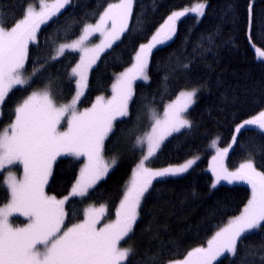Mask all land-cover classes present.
<instances>
[{
    "label": "trees",
    "instance_id": "16d2710c",
    "mask_svg": "<svg viewBox=\"0 0 264 264\" xmlns=\"http://www.w3.org/2000/svg\"><path fill=\"white\" fill-rule=\"evenodd\" d=\"M38 2L0 0V16L7 21L5 26L10 27L23 18L26 8ZM114 3L119 0H71L39 27L36 41L28 45L25 70L32 73L34 68H40L41 71L28 85L16 86L9 93L0 116V131L12 123L15 107L32 91L48 86L60 103L72 100L78 86L71 70L80 63L81 54L66 50L55 60L51 57L60 44L83 35L86 25H95L105 8ZM196 3L206 5L204 15L188 13L177 21L173 38L151 52L147 66L149 79L132 83L128 115L115 120L104 143L105 154L119 156V162L86 196H70L65 204L68 226L84 218L88 203L107 205L105 218L114 217L142 155L135 141L151 127L149 111L162 113L182 90L198 89L195 102L187 112L191 127L171 135L148 166L162 169L197 156L200 159L181 175L153 181L141 200L133 231L126 239L135 250L133 264H168L183 259L192 249L207 247V241L217 231L243 212L252 194L249 184L212 187L213 176L208 165L213 141L218 139L220 148L228 149L225 168L235 171L251 160L259 172H264V132L255 125L236 132L244 120L264 111V58L258 59L255 51L264 50V0H134L128 29L91 69L80 106H92L101 95L110 99L116 76L132 66L140 45L150 41L172 12ZM97 38L95 34L93 40ZM80 167L81 158L58 157L46 192L57 198L67 196L79 177ZM8 199L0 174V207ZM248 252L252 253L248 257L252 264H261L264 224L242 237L236 257L225 253L213 264H240V256ZM153 256L158 260L149 262Z\"/></svg>",
    "mask_w": 264,
    "mask_h": 264
},
{
    "label": "snow or ice",
    "instance_id": "6c2138e0",
    "mask_svg": "<svg viewBox=\"0 0 264 264\" xmlns=\"http://www.w3.org/2000/svg\"><path fill=\"white\" fill-rule=\"evenodd\" d=\"M70 3L71 0H53L52 3L39 0V10L28 6L23 18L10 27L5 26L7 21L0 16V116L3 115V104L9 93L16 86L28 85L32 77L41 71L34 68L30 76L24 75L29 42H35L41 24L52 19ZM133 3L134 0H119V3L109 4L95 25H86L83 35L60 44L56 49L51 57L53 60L62 56L66 49L83 53L80 63L71 70L72 75L79 77V87L86 86V73L100 53L111 48L128 29ZM205 7L204 3H196L191 8L172 12L150 41L140 45L135 62L120 74L113 85L115 94L110 100L97 97L91 108L81 112L76 108L81 91H77L69 103L57 106L54 93L46 86L41 92L33 91L15 107L14 120L0 131V174L7 171L3 185L9 194L8 202L0 207V264H133L135 250L121 247L120 244L133 231L142 198L154 180L180 175L195 160L162 169L146 167L145 162L155 155L167 136L191 127V122L183 114L195 102L198 89L181 91L177 100L167 105L162 118L153 112L152 131L147 134V155L137 164L131 186L124 193L113 221L97 228L106 208L104 205L99 208L90 206L84 210L81 222L68 226L65 224L68 213L64 206L70 196H86L88 190L106 175L109 167L115 165V157L110 162L105 161L104 143L112 131L113 120L117 116L128 115L132 82L138 78L149 79L146 69L152 50L173 38L179 18L188 13L203 16ZM108 21H111L110 30L105 29ZM95 32H99L104 39L99 45L89 48L85 41ZM255 51L258 59L264 58V50L256 48ZM66 117V128L61 130ZM248 125L264 130V111L244 120L237 126L236 132ZM142 143V139L137 140V144ZM215 144L213 141V146ZM227 151V148L221 150L218 157ZM62 156H83L86 163L80 169V177L75 181L70 196L57 199L46 195L44 188L52 175L53 164ZM15 166H22V177L17 178L12 171ZM214 173L216 183L226 180L229 183L243 181L249 184L251 198L239 216L231 219L227 226L207 241V247L194 248L183 259L172 260L168 264H213L225 253L236 257L242 237L264 224V172L257 171L249 160L235 172H228L221 166L219 171L214 169ZM216 183H213V188ZM16 213L27 218L23 227L12 226L11 218ZM251 255L248 252L240 256V264H252L248 259ZM157 260L155 256L149 258V262ZM259 260L264 264V255Z\"/></svg>",
    "mask_w": 264,
    "mask_h": 264
},
{
    "label": "rangeland",
    "instance_id": "374dc122",
    "mask_svg": "<svg viewBox=\"0 0 264 264\" xmlns=\"http://www.w3.org/2000/svg\"><path fill=\"white\" fill-rule=\"evenodd\" d=\"M47 2L48 3H52L53 2V0H47ZM31 6H33V7H36L37 8V10H39V2L37 3V5L35 4V5H31ZM191 8V7H190ZM62 10V9H61ZM60 10V11H61ZM180 11H183V10H180ZM182 18V17H181ZM180 18V19H181ZM177 21H179V20H177ZM177 21H176V23H177ZM41 25H43V24H41ZM40 25V26H41ZM110 27H111V21H108V23L105 25V29L106 30H110ZM37 32H38V30H37ZM95 34H98V38L94 41L93 40V36L95 35ZM36 39H37V33H36ZM104 39V37L99 33V32H95V33H93L92 35H90L89 37H88V39L85 41V45L87 46V47H89V48H94L96 45H99L100 43H101V41ZM36 41V40H35ZM30 43V42H29ZM32 43V42H31ZM107 49V48H106ZM105 49V50H106ZM67 50V49H66ZM65 50V51H66ZM104 50V51H105ZM104 51H102L101 53H100V55L104 52ZM56 53V52H55ZM80 54H81V56L83 55V53H81V52H79ZM100 55H99V57H100ZM99 59V58H98ZM98 59L96 60V62L94 63V64H92V66L88 69V71H87V73H86V86H84V87H79L78 85V87H77V91H81L82 92V95L80 96V98H79V100H78V102H77V105H76V108H77V110L78 111H83L84 109H88V108H91L92 106H90V107H88V108H81V106H80V101H81V99L83 98V96L85 95V93H86V90H87V87H88V80H89V74H90V71H91V69L95 66V64L97 63V61H98ZM149 61V60H148ZM26 63V62H25ZM146 73H147V69H146ZM24 75L25 76H30L31 75V73H29V72H27L26 70H25V72H24ZM120 76V74L119 75H117L116 76V80H115V83L114 84H116L117 83V79H118V77ZM147 76H148V74H147ZM77 77V81L79 80V77L78 76H76ZM32 79H33V77H32ZM136 80H144V79H140V78H138V79H136ZM136 80L134 81V82H132L133 84H135V82H136ZM31 82V81H30ZM45 88H42V89H37V90H35V91H37V92H41V91H43ZM192 89H185V90H182V91H191ZM33 92V91H32ZM115 93H114V89H113V87H112V92H111V95H110V99L113 97V95H114ZM132 94H133V92H132ZM76 95V94H75ZM29 96V95H28ZM100 97H103L104 98V101H108V100H110L109 99V97L107 98V96L106 95H101ZM178 97H179V95H178ZM177 97V98H178ZM27 98V97H26ZM25 98V99H26ZM177 98L175 99V100H173V101H171V102H169V103H167V105L168 104H170V103H173V102H175L176 100H177ZM196 98V97H195ZM55 99V98H54ZM55 101H56V103H57V106H59V105H61V104H66V103H60L59 101H57L56 99H55ZM22 103V102H21ZM67 103H69V102H67ZM94 103H96V101L94 102ZM93 103V104H94ZM92 104V105H93ZM167 105H166V107H167ZM193 105V104H192ZM191 105V106H192ZM191 106L189 107V108H191ZM165 107V108H166ZM189 108H188V110H189ZM188 110H187V112H188ZM153 112L156 114V116L157 117H160V118H162L163 117V113H164V111L162 112V113H158V111H156L155 109H151L150 111H149V118H150V122H151V127H150V129L148 130V131H146L145 133H143V134H140L138 137H137V139H136V141H135V147L136 148H139L140 150H141V152H142V155H141V158H140V160L141 159H143V156L144 155H147V147H148V145H147V134L148 133H150L151 131H152V124L154 123V117H153ZM187 112L186 113H184L183 115H184V117L186 118V119H188L189 121H190V119H189V117H188V115H187ZM121 116H117L116 117V119L115 120H117L118 118H120ZM66 119H67V117L65 118V121H62V128H61V130H64V128H66ZM115 120H113V124H114V122H115ZM183 129H185V128H183ZM183 129H181V130H183ZM263 132H264V130H262ZM174 133H176V132H173L171 135H173ZM170 135V136H171ZM170 136H167L162 142H161V144H160V147L156 150V153L160 150V148H161V146L164 144V142L170 137ZM138 139H142L143 140V143L142 144H137V140ZM215 142H216V144H215V146H213V143L211 144V146H210V149H211V156H210V159H209V165H208V170L211 172V174H212V176H213V183H216V176H215V173H214V169H216L217 171H219L220 170V168H221V166L223 167V168H225L224 167V164L226 163V153L223 155V157H218V153L221 151V150H223L222 148H220V146H219V143H218V139H216L215 140ZM156 153H155V155H156ZM154 155V156H155ZM153 156V157H154ZM103 157H104V159H105V161L106 162H110L111 161V159L113 158V157H115V159H116V163H115V165H111L110 167H109V170H108V172L106 173V175L103 177V178H105L112 170H113V168L117 165V163L119 162V156H117V155H114L113 157H108L106 154H105V152L103 151ZM153 157H151L148 161H146L145 162V166L146 167H149L148 166V163H149V161L153 158ZM214 157H218L217 159H214ZM79 158H81V167H80V169L84 166V164L86 163V157H83V156H81V157H79ZM200 159V156H197V157H194V158H191L190 160H195V163L198 161ZM223 159H224V163H223ZM140 162V161H139ZM138 162V163H139ZM187 162V161H186ZM194 163V164H195ZM246 163V162H245ZM253 163V162H252ZM184 164V163H183ZM254 165V164H253ZM137 166V165H136ZM179 166V165H178ZM226 166V165H225ZM255 167V166H254ZM225 169H228L227 171L228 172H235V171H231L232 169H230V168H228V167H226ZM136 170V167L134 168V170H133V172ZM230 170V171H229ZM257 170V169H256ZM12 171L14 172V174L17 176V178H20V177H22V175H23V169H22V166H15V167H13L12 168ZM258 171V170H257ZM133 172H132V174H131V180H129L128 181V183H127V185H126V190L128 189V187H130L131 186V181H132V178H133ZM185 173V172H184ZM3 174V180H4V177L7 175V171H5L4 173H2ZM183 174V173H182ZM181 175V174H180ZM79 177H80V174H79ZM79 177H78V179H79ZM102 178V179H103ZM102 179H100V180H98L95 184H94V186L99 182V181H101ZM240 183H242V184H247V183H245V182H243V181H234V182H232V183H229L228 181H226V180H221L219 183H216V186H218V185H220V184H240ZM46 186V185H45ZM93 186V187H94ZM93 187H91V188H93ZM90 188V189H91ZM90 189L88 190V192L90 191ZM44 191H45V193H46V195H48V196H52V195H49L47 192H46V189L44 188ZM126 192V191H125ZM71 193V192H70ZM70 193L67 195V196H70ZM84 197V196H83ZM57 198V197H56ZM64 197H62V198H57V199H63ZM143 199V198H142ZM101 205H104L105 206V208H106V213H105V215H104V217L101 219V221H100V223L99 224H97V228H100V227H102L105 223H109V222H111V221H113L114 219H115V215H114V217H112V218H110V219H108V216L105 218V216L108 214V207H107V205H105V204H100V205H96V204H93V203H88V204H86L85 205V208H84V210L85 209H88L90 206L91 207H94V208H99ZM65 207V206H64ZM15 217H18L19 219H17V218H15ZM83 220V219H82ZM82 220H80V221H78V222H81ZM27 222V218L26 217H24V216H21V215H19L18 213H16V214H14L13 215V217L11 218V223H12V226L13 227H23L24 225H25V223ZM78 222H76V223H78ZM71 226V225H70ZM256 230V229H255ZM252 231H254V230H252ZM131 234V233H130ZM127 239V238H126ZM124 240V241H121V244H120V246L121 247H132L128 242H127V240Z\"/></svg>",
    "mask_w": 264,
    "mask_h": 264
},
{
    "label": "bare ground",
    "instance_id": "6f19581e",
    "mask_svg": "<svg viewBox=\"0 0 264 264\" xmlns=\"http://www.w3.org/2000/svg\"><path fill=\"white\" fill-rule=\"evenodd\" d=\"M32 5V4H31ZM37 5V4H36ZM180 11V10H179ZM178 20H180V18L178 19Z\"/></svg>",
    "mask_w": 264,
    "mask_h": 264
}]
</instances>
